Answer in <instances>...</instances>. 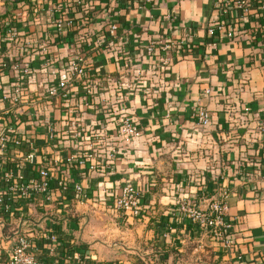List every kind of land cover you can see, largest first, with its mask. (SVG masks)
Listing matches in <instances>:
<instances>
[{"label":"crops","instance_id":"1","mask_svg":"<svg viewBox=\"0 0 264 264\" xmlns=\"http://www.w3.org/2000/svg\"><path fill=\"white\" fill-rule=\"evenodd\" d=\"M73 1L0 0V61H29L50 79H55L52 68L75 56H84L90 69L72 83L67 98L45 104L35 96L28 113L24 109L19 129L37 144L34 163L26 159L30 143L0 151L2 169L12 166L29 176L48 165L69 180L64 187L54 182L50 198L35 194L15 200L13 210L0 208V264H7L18 231L28 235L46 264H264V149L256 165L261 169L248 167L249 176L234 165L256 146L247 130L257 132L256 120L264 123V0H250L249 12L236 0H223L222 6L218 0H97L102 8L86 26L77 22L81 4ZM71 12L76 22L65 25ZM56 17L65 25L62 32ZM220 19L237 27L234 38L207 31ZM110 22L118 25L117 43L144 68L149 62L138 54L152 39H179L190 27L193 42L162 73L129 70L132 88H107L101 79L122 73L123 61L114 50L89 44L108 35ZM10 26L17 28L18 39L10 38ZM19 38L31 41L23 51ZM160 56L159 50L148 59L157 63ZM0 81L12 84L8 67L0 69ZM89 83L91 93L84 90ZM115 101L114 113L106 111ZM202 107L212 115L207 127L196 117ZM33 111L56 124L61 134L55 146L46 144L45 125L29 119ZM75 112L80 116L72 121ZM124 114L137 116L141 128L129 142L115 136ZM77 127L79 142L72 138ZM102 127L107 140L99 152L91 146V130ZM238 129L240 136L233 134ZM109 141L121 143L115 156L107 152ZM129 181L142 192L137 215L114 204ZM77 182L86 196L78 195ZM222 192L232 221L231 246L194 224L181 208L185 201L207 207Z\"/></svg>","mask_w":264,"mask_h":264},{"label":"built area","instance_id":"2","mask_svg":"<svg viewBox=\"0 0 264 264\" xmlns=\"http://www.w3.org/2000/svg\"><path fill=\"white\" fill-rule=\"evenodd\" d=\"M77 3L84 2L85 0H75ZM223 0H218V5L222 6ZM237 5L244 9V12H249L251 7L250 0H236ZM83 11V10H82ZM79 11V15L84 12ZM172 18V15H170ZM80 18L77 17V22ZM59 31L62 32L65 25H74L76 19L74 16H67L64 25L62 19L56 17ZM109 32L106 37L98 36L92 39L89 48L105 47L103 42L105 38L108 40L110 46L115 47L114 52L118 60H122L121 71L119 75L108 73L103 76L101 82L107 88H119L124 90L133 87V83L126 76L129 70L137 73L152 72L157 74L167 70L173 62L177 59V52L184 48H188L192 42L194 33L190 27H186L183 37L173 39L169 36H164L159 39H152L148 44L142 48L138 54L142 61L149 62L148 68H144V62L138 63V60L130 54L126 45H119L117 43L118 25L115 22L109 23ZM207 31L211 35L219 37L234 38L237 35V27L233 23L225 19H220L218 22L208 26ZM10 38L16 37L18 39V30L15 26H10L7 29ZM4 36L3 30L0 28V39ZM20 51L30 45L29 38H19ZM161 51V56L157 63L150 62L149 57L158 54ZM0 61V69L9 68L12 84L6 85L0 81V151L4 150L11 145L18 146L23 142L30 143L29 150L26 154L27 161L34 163L37 156V144L28 135L19 129V125L23 123L22 113H26L33 105V98L35 96L41 97L45 100V104L52 103L55 97L67 98L71 94L72 83L78 78H83L88 75V69L84 56H75L69 59L65 65H58L52 68L51 72L55 79H50L40 75V68L34 67L29 61L22 59H8ZM49 62L46 63V65ZM143 65V66H142ZM60 73H64L61 76ZM57 76V77H56ZM100 76V75H99ZM87 93L93 92V85L87 84L84 88ZM122 95L120 91L117 93ZM110 100H107L109 103ZM116 101L111 104L109 110L114 113V106ZM25 109V110H24ZM38 109V108H36ZM80 113H70L69 119L76 121ZM196 117L198 122L207 127L210 125L212 115L206 107L197 110ZM29 119L33 122L36 120L43 123L46 127V144L49 147L55 146L60 142L61 132L57 129L56 124L40 111H33L29 114ZM36 119V120H35ZM256 131L261 133L264 137V123H258L256 120ZM72 138L79 142L81 137L82 128L74 129ZM141 128L138 123V117L130 114L121 115L116 124V138L117 141L129 142L140 135ZM91 134L93 139L90 140L91 146L97 147V151L101 152L104 142L107 140L106 132L103 127L92 129ZM253 143L258 144L257 138H254ZM121 143L116 141H109L108 154L115 156L119 153ZM96 151L88 153L94 155ZM0 208L5 210H13L12 201L29 198L35 194H41L46 199L51 197L53 188L67 186L69 180L66 174L56 175L53 169L48 166H41L37 168L36 172L25 176L20 172H16L14 167L2 169L0 166ZM56 186L54 187V184ZM76 189L79 196H86V191L80 182H77ZM141 190L131 181L126 182L121 186L120 193L115 196L114 204L118 210L139 214L142 210L141 203ZM226 192H222L218 196L210 199L207 207H201L196 202L185 201L182 203V211L188 214L190 220L198 227L210 230L212 236L220 240L224 245L231 246V238L228 235V229L231 226V219L228 217L229 204L226 200ZM50 238L55 239V234H50ZM75 259L81 260V255L74 254ZM7 264H46V262L37 256L32 242L28 235L23 231H18L15 236L13 247L9 253Z\"/></svg>","mask_w":264,"mask_h":264},{"label":"trees","instance_id":"3","mask_svg":"<svg viewBox=\"0 0 264 264\" xmlns=\"http://www.w3.org/2000/svg\"><path fill=\"white\" fill-rule=\"evenodd\" d=\"M13 1H16V0H13ZM26 1H30V3L33 4L31 2L32 0H26ZM96 1L97 0H85L84 2H80V3L76 2L77 4H81L80 11L83 10L82 12H84L82 15H78V18H80L79 22H80L81 26H86V25L90 24L94 20L96 15L100 12V10L102 8L101 4H100V2H96ZM74 2H75V0L73 1L72 4H74ZM60 4H61V2H60ZM73 14L74 13H72L71 16ZM103 45L105 46V48H110L112 50L115 49V47L110 46L108 44L107 39L104 40ZM263 120H264V118H263ZM242 131H243L242 129L241 130L238 129L236 131V133H233V134L240 136L239 132H242ZM247 131L251 137L257 138L258 144L255 147L254 146L252 147L253 148L252 152L251 151L248 152V150H249L248 149L247 152L243 156H240L235 161L234 165L236 166V169L239 171V173L243 172L244 175L249 176L252 173V171L248 170V167H252L254 170L257 168L261 169L260 165H259V167L256 165H257V162L259 163L262 160V154H263V149H264V137H262L261 133L258 131L257 132H253L252 130H247ZM239 136H235V137H239ZM247 148H249V147H247ZM12 204L17 206L15 201H12ZM83 260H80V262L84 263Z\"/></svg>","mask_w":264,"mask_h":264}]
</instances>
